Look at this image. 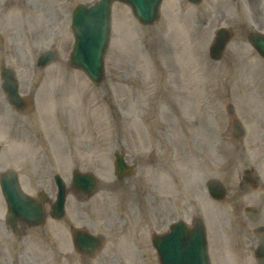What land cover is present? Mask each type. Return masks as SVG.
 <instances>
[{
    "label": "rangeland",
    "instance_id": "obj_1",
    "mask_svg": "<svg viewBox=\"0 0 264 264\" xmlns=\"http://www.w3.org/2000/svg\"><path fill=\"white\" fill-rule=\"evenodd\" d=\"M94 1L32 0L33 25L29 37L32 41L33 61L44 49L56 47L60 51V59L56 63L45 68L42 73L34 72V79L40 81L39 86L37 84L36 96L46 92L51 101L50 112L54 115L50 121L52 130L49 131L48 125L42 124L43 121L35 119L37 111L42 108L41 102L37 104L35 99V109L27 118H15L14 113L8 110L0 90V172L9 168L15 169L27 191L36 193L38 185L45 189L53 187L54 172H58L67 182L71 178L70 173L61 166L72 163L75 157L79 156L78 169L93 170L104 186L111 180L116 181L109 167L112 166L114 149H117L119 144L120 136L116 126L118 122L124 124L125 121H130L132 125L135 121L175 120L178 127H188L187 137L191 134L196 136L192 131L191 121H196V118H210V121H224L226 124L229 116L225 106L231 103L236 117L243 121L247 130V135L241 142L244 152L242 149L237 151L227 143L225 146V180H236L238 172L243 169L242 163L247 159L252 160L251 155L258 151L264 153V139L261 143L258 141L260 135L263 138L264 134V63L247 42L249 33L264 32V17L261 13L264 5L260 0H201L197 4H190L186 0H162L161 17L157 25L141 27L127 7L116 3L112 11L114 39L110 41L104 58L105 80L102 85L95 87L82 73L69 68L66 63L73 43L70 32L71 12L80 3L91 4ZM219 27L230 28L233 36L223 58L217 63H210L206 50ZM24 33L25 31L18 37V41H22V38L25 40ZM3 35L11 45L13 38L10 37L9 29H4ZM154 61L159 62V67ZM211 71L214 72L209 74ZM161 73L166 76L163 85H169V80L173 79L178 88L174 89L172 84L164 86L167 89L171 87L172 100L163 105L158 103L152 106L154 98H147L149 96L144 94L149 91L150 96L153 95L156 90L155 83L161 82L158 79ZM218 73L221 74L220 77ZM216 77H219V80L215 81ZM201 84L212 90L218 89L221 95L220 99L213 93L209 96L211 109L208 118L201 109L204 105L191 108L181 103L190 100L191 94L196 92ZM193 85L197 87L194 89ZM250 86L254 94L253 102L259 101V105H253V108H248L245 93L249 92L245 88ZM200 91L203 94L201 89ZM237 94L239 99L236 98ZM163 101H167V98ZM110 102L113 109L110 108ZM192 104V101L188 102L189 106ZM68 106L81 108V112L75 114L77 121H62V112L64 109L66 111ZM79 116H82V120ZM93 118L94 121H91ZM111 121L115 125L110 128ZM203 133L201 131V134ZM92 134L107 136V140H97L94 146L86 151L81 149L80 146L89 143V140L98 139ZM35 137H38V140ZM65 139L73 145L74 154H71L72 149L68 143L65 144L69 153L66 151L63 144ZM256 143L260 144L257 149L254 147ZM138 144L139 149H132L135 150L137 159L141 157L143 160L139 163V170H148V164L143 157V150H146L143 149L144 143ZM191 148L190 146L189 149ZM69 157L70 162L68 160L65 163L64 159ZM181 163L202 167L201 162L191 158V155ZM145 174L147 179L152 181V175ZM136 180L137 178L132 182ZM153 187L154 184L149 186L150 189L146 192L151 191L150 195L154 198ZM125 190L115 192L112 196L101 191L87 206H78L74 197L69 195L68 213L70 212L76 220L89 221L92 226L94 222L99 231L105 232L102 229V220L111 222L113 215L121 208L123 213L129 214V223L125 230H130L136 235V239L129 242V245H137L140 251L134 255L135 258L144 264H157L150 242L151 235L156 230L154 218L148 213L153 211V208L138 212L139 214L133 217L131 213L134 207L131 204V207H127L128 196ZM137 192L136 189L130 190L129 198L134 199L133 194L136 195ZM141 192L142 190L136 199L143 198ZM91 204H97L98 207L91 208ZM1 205L3 214L4 206ZM114 225L109 233L112 237L113 230L117 231L118 228ZM93 228L96 229L94 226ZM109 234L108 239L111 242L114 239ZM120 256L122 258L119 261L126 262L127 256L129 261H133L131 254L128 255L127 252ZM115 257L117 258L118 254Z\"/></svg>",
    "mask_w": 264,
    "mask_h": 264
},
{
    "label": "flooded vegetation",
    "instance_id": "obj_2",
    "mask_svg": "<svg viewBox=\"0 0 264 264\" xmlns=\"http://www.w3.org/2000/svg\"><path fill=\"white\" fill-rule=\"evenodd\" d=\"M30 3L31 0H0V30L9 29L10 37L13 38L11 45L0 38V63L8 61L17 64L20 62L22 70L19 73V86L22 88V95H26L28 99L33 97L31 89L33 80L29 69L32 44L28 31L30 32L33 25ZM24 6L27 7L24 8ZM17 9L20 10V14H17ZM18 30L20 34H18ZM24 31L25 40L22 38V41H18V37ZM26 89L29 93L25 91ZM218 122L222 126L221 121ZM218 122L216 121L214 124L213 137L221 139L225 130H221ZM160 137L164 142V133H160ZM263 139L264 134L263 138L260 135L258 141L261 143ZM170 145L171 142L168 141L161 147L167 148ZM258 146L260 144L254 145L256 149ZM123 154L125 157H132L128 149H124ZM224 157V152L219 144H214L212 147L207 144L205 150H202L201 159L205 174L209 173L211 159L212 163L216 164V168L212 171L214 173L212 177L221 180V186H223V198L213 200L215 204L212 215L205 205L193 212L189 198H185V204L181 203L180 208H176V204L170 197L169 207H163V197L159 195L155 199L154 208L157 233L159 236L166 233V230L160 229L161 223H165V219L171 218L176 212L177 214L180 211L185 212L190 221L189 229L192 228L193 219L199 218L198 220L203 222L206 217L209 219L212 216V222L217 230L210 236L208 231L206 233L208 247L213 239L215 243L217 263L212 260V264H264V153L258 151L252 155V160L242 163L244 165L242 173L239 171L234 181L225 180ZM152 158L155 161L161 160L160 156L154 157L153 153ZM162 160H166L165 157ZM129 184L134 186L133 183ZM113 187L115 186H111V189ZM41 188L39 187V189ZM47 209H49V204L45 206V210ZM4 217L5 214L0 213V264H121L110 262L106 258L95 262L82 261L80 255L72 252L71 245L58 244L61 240L65 243L69 241L63 238L62 231H51L47 221L37 227H31L21 221L8 226L5 224ZM116 218L118 222L124 221L123 214L117 215ZM172 222L167 225V228ZM120 232L121 237L125 238L124 227H121ZM226 249H228L227 253Z\"/></svg>",
    "mask_w": 264,
    "mask_h": 264
},
{
    "label": "water",
    "instance_id": "obj_3",
    "mask_svg": "<svg viewBox=\"0 0 264 264\" xmlns=\"http://www.w3.org/2000/svg\"><path fill=\"white\" fill-rule=\"evenodd\" d=\"M113 0H100L90 8L84 6H78L73 14L72 28L75 34V48L71 56V65L82 69L88 77L95 83L99 84L103 79L102 71V57L104 55L108 36H109V13L110 5ZM127 3L133 9L135 17L142 24H152L158 18V7L161 0H119ZM190 2H198L199 0H189ZM230 38V34L225 29H219L216 32V37L213 44L210 47L209 54L214 60L221 57L225 42ZM250 41L264 56V37H250ZM56 59V53L54 51H46L38 58L39 66L43 67L47 63ZM5 76L7 73L5 72ZM9 84L5 83L4 91L7 92L9 102H15L17 99L16 83L13 78L9 77ZM8 85L9 88L6 86ZM121 167V166H120ZM117 165V171L119 168ZM117 175L121 177V174L117 172ZM11 181L17 183L16 177L13 172L9 171L2 175L1 183ZM75 182H80L84 187L93 185V179L83 176H75ZM56 182L60 189V198L56 202V210L59 214L62 213L63 206V186L61 180L56 177ZM17 186H14V190H17ZM17 192V191H16ZM12 202H15L13 198ZM17 209H14V213H18ZM195 235L194 251L195 255L184 256L185 250L182 251V260L187 264H207L206 257L203 249L199 250L195 246L197 245ZM193 254V250L191 251ZM186 264V263H185Z\"/></svg>",
    "mask_w": 264,
    "mask_h": 264
}]
</instances>
